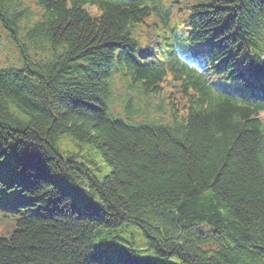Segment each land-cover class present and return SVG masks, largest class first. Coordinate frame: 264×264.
<instances>
[{"label":"trees","instance_id":"trees-1","mask_svg":"<svg viewBox=\"0 0 264 264\" xmlns=\"http://www.w3.org/2000/svg\"><path fill=\"white\" fill-rule=\"evenodd\" d=\"M166 2L0 0L20 56L0 65V156L16 146L39 208L0 264H264V0H194L177 27ZM65 134L112 172L61 157Z\"/></svg>","mask_w":264,"mask_h":264},{"label":"rangeland","instance_id":"rangeland-1","mask_svg":"<svg viewBox=\"0 0 264 264\" xmlns=\"http://www.w3.org/2000/svg\"><path fill=\"white\" fill-rule=\"evenodd\" d=\"M181 3L188 9V5L194 3V0H181ZM16 57V50L6 40V35L0 31V59L5 61ZM8 112L11 113L12 119L26 121L25 115L18 111L16 107L9 106ZM0 120L17 127L11 119H4L0 115ZM14 147L12 145L10 154L7 152L6 156L0 159V178L7 183L25 179L23 174L18 171V157L15 155ZM55 147L60 156L66 161H74L82 165L89 172L91 171L92 176L99 181H102L112 172V168L92 144L78 142L71 135L65 134L57 140ZM17 183L13 186H0V203H4L0 205V208L3 209L0 213V236L5 239H9L16 230L15 220L19 217L16 210L30 209L34 212L39 210L38 207H32L30 198L23 194L24 190Z\"/></svg>","mask_w":264,"mask_h":264},{"label":"bare ground","instance_id":"bare-ground-1","mask_svg":"<svg viewBox=\"0 0 264 264\" xmlns=\"http://www.w3.org/2000/svg\"><path fill=\"white\" fill-rule=\"evenodd\" d=\"M62 49V51L64 52V49L63 48H61ZM192 62H194V61H192ZM262 96L264 97V88H263V93H262ZM14 148H16V146L14 147ZM11 149H12V146H11ZM9 154H10V152L11 151H7ZM5 157V156H4ZM2 157L0 156V159H1ZM22 173V172H21ZM23 177H24V175H23ZM25 178V177H24ZM17 182H19V183H21V184H24L23 186H21L22 187V189H24L25 190V186H26V184H28V185H31L32 184V182H31V180L29 179V180H27V178H25V179H22V180H20V181H13L11 184L13 185V184H16ZM0 186L1 187H3L1 184H0ZM27 191V190H26ZM24 195H26V196H28L29 198H30V201L32 202L33 200H35V196H33V195H28V194H25V193H23Z\"/></svg>","mask_w":264,"mask_h":264}]
</instances>
